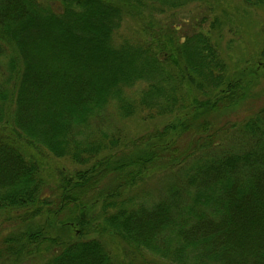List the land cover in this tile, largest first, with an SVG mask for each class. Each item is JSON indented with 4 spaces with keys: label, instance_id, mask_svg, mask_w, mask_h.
I'll return each mask as SVG.
<instances>
[{
    "label": "trees",
    "instance_id": "16d2710c",
    "mask_svg": "<svg viewBox=\"0 0 264 264\" xmlns=\"http://www.w3.org/2000/svg\"><path fill=\"white\" fill-rule=\"evenodd\" d=\"M195 3L213 13L216 2L0 0V264H264V103L223 120L251 91L213 37L227 12L189 34L158 16ZM125 16L147 42L124 39ZM258 57L264 78V45ZM110 104L121 118L171 119L109 132L93 122ZM162 173L166 192L153 195L143 186ZM43 215L77 237L20 232Z\"/></svg>",
    "mask_w": 264,
    "mask_h": 264
},
{
    "label": "rangeland",
    "instance_id": "374dc122",
    "mask_svg": "<svg viewBox=\"0 0 264 264\" xmlns=\"http://www.w3.org/2000/svg\"><path fill=\"white\" fill-rule=\"evenodd\" d=\"M216 3L213 6V13H209L208 9L202 7L197 3L188 5L185 8L176 10L174 16H169L166 13L158 14L161 20L168 18L174 22L175 25H179V33H190V28L201 29L208 31L211 29L209 21L212 15L216 14L220 9L227 12L228 19L231 23L225 22V25L220 28L221 30L213 34L214 39L217 40L220 53L227 65L228 74L230 77L237 79L242 86V90L246 91L250 88V98H246L243 106L236 112L228 111L224 116L225 120L234 121L242 118L248 113L249 108L253 105V108H257L264 103V78L256 77L254 73V65L258 62V52L264 45V7L245 6L241 0H214ZM52 8L58 9V3H53ZM244 9L242 14L241 10ZM247 11V13H246ZM205 15L207 20L200 23L201 17ZM188 20V22H184ZM137 24L132 19L123 18L120 26V33L124 35V39L138 33L141 40L147 42L149 40V34L140 29L136 30ZM194 29V30H195ZM210 32V31H209ZM212 35V34H211ZM139 38V39H140ZM138 39V40H139ZM9 51V50H8ZM7 52V50H6ZM9 54H3L1 60L2 64L7 61ZM3 69V68H1ZM145 86L144 83L136 84L132 87L126 88V96L136 99V93L140 88ZM138 114V113H137ZM137 114L132 117L121 118L118 116L116 108L113 104L103 110L101 115L93 122L94 126L98 122L107 131L112 132L115 126L123 127V132L135 135L137 133L143 134L153 130V128L161 127L164 123L171 119V116H158L152 119L142 120L137 118ZM188 135L183 138L187 139ZM52 166H63L65 168H80L79 165L72 163L69 159H55L50 158ZM167 174L162 173L153 176L148 179L143 186L147 191L153 195L165 194L168 181ZM85 213V212H83ZM34 222V221H33ZM22 226L20 232H28L33 230L36 226H43L44 231H47L53 237H57L60 241H67L75 239V232L73 228L63 227L58 223H54L51 218H46L45 215L35 219L34 223ZM97 234L87 235V237L95 236ZM102 239L109 245V247H118L120 244L115 240L110 233L103 235ZM117 249V248H116ZM11 257V256H10ZM8 256L4 257L2 263L8 262ZM16 256L11 257L12 261L16 260ZM27 264H34L33 261Z\"/></svg>",
    "mask_w": 264,
    "mask_h": 264
}]
</instances>
